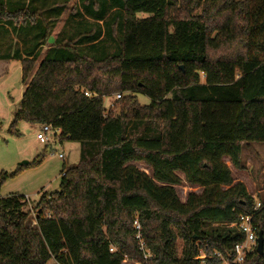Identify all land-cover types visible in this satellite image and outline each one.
<instances>
[{"label": "trees", "instance_id": "1", "mask_svg": "<svg viewBox=\"0 0 264 264\" xmlns=\"http://www.w3.org/2000/svg\"><path fill=\"white\" fill-rule=\"evenodd\" d=\"M70 1L0 0V53L11 50L0 62L20 61L26 84L11 132L50 124L60 143L81 146L60 191L37 206L0 197V264H199L200 252L229 253L245 236L228 226L255 200L225 159L243 171V145L264 144V0H78L40 61ZM16 174L0 173V192ZM183 179L201 189L185 202ZM254 223L264 236V207ZM245 264H264V246Z\"/></svg>", "mask_w": 264, "mask_h": 264}, {"label": "rangeland", "instance_id": "2", "mask_svg": "<svg viewBox=\"0 0 264 264\" xmlns=\"http://www.w3.org/2000/svg\"><path fill=\"white\" fill-rule=\"evenodd\" d=\"M64 1L67 0H48V3L50 5L58 3L60 4L58 7H62L61 5L65 4ZM94 2L96 0H91V3ZM94 7L95 11L103 9L102 5H99L98 9L96 6ZM80 9L81 5L78 0H71L66 4V10L62 14L60 24L57 25L58 28L55 29L54 35L61 32L66 21L71 22L74 13ZM149 16L147 13H139L137 18L145 19ZM44 20L48 23L51 22L48 15L44 16ZM89 21L91 20L89 19ZM101 25L105 26L103 23ZM116 51L114 47L108 55L112 56ZM6 52V49L1 48L0 54H7L11 50ZM25 89L22 64L16 60L0 62V173H17L5 182L0 197L18 195L27 198L30 206H37L46 193L52 194L60 191L61 173L65 166L78 165L81 146L80 143L69 140H64L62 143L52 141L49 145L43 144L38 140L40 125L25 121L17 123L16 133L11 132ZM116 96L117 94L105 99L104 107L107 112L114 108L117 102ZM137 99L141 106L151 104V100L147 96L137 95ZM59 154L64 155V160L59 158ZM225 161L231 168L236 181L244 183L249 193L253 194L254 197L264 199V144L243 145L242 162L245 165L243 171L234 169L228 159ZM133 165L141 172L151 176V169L146 164L137 162ZM181 177L183 178L182 175ZM175 189L182 202L186 201L189 193H201L200 188L189 186L184 179ZM28 225L30 227L36 226L34 211L28 220ZM177 245L181 251L183 242L179 240ZM124 264L137 263L127 261Z\"/></svg>", "mask_w": 264, "mask_h": 264}, {"label": "built area", "instance_id": "3", "mask_svg": "<svg viewBox=\"0 0 264 264\" xmlns=\"http://www.w3.org/2000/svg\"><path fill=\"white\" fill-rule=\"evenodd\" d=\"M85 96H90L89 93H85ZM117 100L121 98V95L116 96ZM41 130L38 136V140L46 145H49L52 141L59 142L57 138L58 131L50 124L40 125ZM59 158L64 160V155L59 154ZM64 176V173L62 174ZM255 206L254 212L250 215L240 216L237 223L228 226L229 228H237L244 236L245 239L234 246V248L227 254L215 251L211 254L200 252L198 256L194 258L199 264H245L247 256L253 254L258 248L259 227L254 223L256 214L264 207V202L260 198L254 197ZM134 228L137 231L136 239L138 240L140 250L145 252V244L141 238V226L136 220L134 222ZM113 251V250H111ZM148 258V255H145Z\"/></svg>", "mask_w": 264, "mask_h": 264}, {"label": "crops", "instance_id": "4", "mask_svg": "<svg viewBox=\"0 0 264 264\" xmlns=\"http://www.w3.org/2000/svg\"><path fill=\"white\" fill-rule=\"evenodd\" d=\"M30 2H28L27 4H29ZM40 6V7H39ZM34 7H37L39 9H41L42 5L38 4V3H35L34 4ZM66 10V8H65ZM41 11V10H40ZM60 22L57 24L59 26ZM64 27V25H63ZM62 27V28H63ZM56 28H58L56 26ZM55 28V29H56ZM62 30V29H61ZM54 32L55 30L53 31L52 35H51V38L49 39V41L47 42V45L42 47V54H41V57H40V61L46 56V54L54 47V44H55V40L57 39V36L60 34V32L56 35H54ZM24 36V35H23ZM20 48H23L22 44L20 43ZM20 62V61H19ZM21 63V62H20Z\"/></svg>", "mask_w": 264, "mask_h": 264}, {"label": "water", "instance_id": "5", "mask_svg": "<svg viewBox=\"0 0 264 264\" xmlns=\"http://www.w3.org/2000/svg\"><path fill=\"white\" fill-rule=\"evenodd\" d=\"M263 246H264V236L262 233H260L258 237V248H257V253L260 255H262L263 253Z\"/></svg>", "mask_w": 264, "mask_h": 264}]
</instances>
